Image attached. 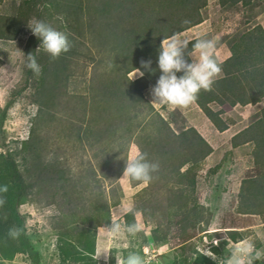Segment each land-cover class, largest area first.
<instances>
[{
    "label": "trees",
    "instance_id": "obj_1",
    "mask_svg": "<svg viewBox=\"0 0 264 264\" xmlns=\"http://www.w3.org/2000/svg\"><path fill=\"white\" fill-rule=\"evenodd\" d=\"M115 1L116 3L111 4V7H97L89 12L91 14L88 20L89 32L93 33L95 38L101 39L104 45L101 51H98L97 58L90 56L92 71L88 76L87 100L83 94H77L84 99L85 110L82 114L78 112L80 115L66 118L67 124L69 123L67 128L81 145L77 151L83 150L85 146L100 145L103 147V152H111L108 166L102 171L104 176L112 181V185L108 188V198L102 195V191H97V183H94L95 180H91L87 173L82 175L84 180H81L82 176L74 178L58 167L52 165L49 168L45 167L42 160L41 168L35 165L36 172H41L40 187L43 189L47 185L46 189L48 192L49 189L51 191L48 196L49 203H56L58 206L60 201L64 203V207L60 206V212L72 223L71 228L67 227V232L74 228L79 230L76 240L78 245L75 246L73 242H70V245L80 251L76 252L79 255L77 257H84L80 258L82 259L80 264L97 263V260L92 258L95 236L86 233L84 225L108 226L111 223L110 208L119 204L122 191L117 180L124 170L127 157L119 160L112 144L117 141L123 142L121 146L125 145L124 150L127 152V144L134 143L139 151L147 153V159L159 162V170L153 173L150 184L152 181L155 183V175H169L174 179L175 187L171 190L174 193L173 197L169 194L171 198L164 207L157 205L161 206L162 213L169 217H166L167 225L171 221V209L174 210V214L183 216L195 207L196 200L192 199V195L188 197L187 194V188L193 189L195 184L196 169L193 168L201 167L206 156L212 152V147L195 127L183 125L174 129L171 124L174 121L173 112L168 116L162 114L144 95V91L151 88L160 75L157 58L161 41L173 33H179L202 22L204 17L201 12L207 0ZM25 2L30 6V0ZM218 4L223 9L239 6L246 21H252L256 13L264 9L262 5L264 0H218ZM33 7L34 5L30 8ZM24 8L27 9V5ZM102 12L108 16V19H104V16L100 21L95 22V17ZM33 14L36 15V12L34 11ZM30 15L34 16L32 11ZM59 26L61 31L67 33L69 41L75 48L71 49L73 53L69 50L58 58L43 61L41 110L46 111L49 117L55 114L52 109H56L57 104L68 95L65 89L69 79L66 72L69 58L81 62L86 56L80 47L82 42L79 40V25L72 28L69 22H64L59 23ZM11 33L6 24L0 26V37L12 38ZM197 39L201 38L190 39L191 42L185 50V58L189 61L188 53L193 50L192 43ZM37 42L38 38L30 34L27 40L30 49L27 46L25 53L32 52L37 58L35 53ZM225 42L231 54L225 60L218 62L222 68L220 76L215 80L211 90H201L194 101L219 131L226 129L227 123L219 116L220 110H213L210 107L211 103L245 105L256 103L264 97V28L254 21L246 28L228 35ZM142 60H151V69L154 71L144 69ZM135 69L143 70L144 76L130 78L128 74ZM27 71L31 72L28 68ZM19 93L20 90L12 91L9 100L0 108V126L7 109ZM176 114L180 112L176 111ZM103 124L105 127L102 129ZM33 131L34 128L31 129L30 137L26 142L24 141L23 146L29 148L28 156L31 155V159L32 154L36 153L37 145L32 135ZM238 138L241 139L236 142ZM103 142L105 143L101 145ZM231 142L233 147L245 142L253 143L250 153L253 169L256 170L253 176L247 175L241 179L236 210L240 213L264 216V106L250 116L248 125L235 134ZM0 148V184L8 185V191L0 193L4 200L3 205L0 206V258L11 260L17 253H26L33 264H40L38 251L25 232L24 217L19 210L33 183L25 180L3 139H0ZM98 152L95 150L94 154L99 156ZM187 164L189 166L181 170ZM214 167H218V164ZM132 181L134 184L141 182ZM147 187L144 186L142 189L147 191ZM147 194H137L140 199L136 200L133 208L124 214L125 227L136 225L135 212H140L146 222L158 221V218L155 216L151 218L152 214L145 211L147 203L143 201V197ZM187 203H190V208H187L189 206ZM77 219H80V225L77 224ZM192 225H195V220ZM157 227L154 224L147 243L153 241L160 246L166 243L165 234L168 226L161 228L163 232L161 235H158L160 232ZM10 228L18 229L19 236L10 237L8 235ZM226 231L228 239H233L235 242L243 239L239 230ZM191 237L186 238L187 241ZM226 244L227 241L222 240L216 242L214 246L211 245L210 248L214 253L221 255V250ZM182 246L184 244L179 247ZM194 252L197 264H228L225 261L217 262L199 251Z\"/></svg>",
    "mask_w": 264,
    "mask_h": 264
},
{
    "label": "rangeland",
    "instance_id": "obj_2",
    "mask_svg": "<svg viewBox=\"0 0 264 264\" xmlns=\"http://www.w3.org/2000/svg\"><path fill=\"white\" fill-rule=\"evenodd\" d=\"M25 1L0 0V26L6 24L13 36L12 38L0 37V108L9 100L12 91L20 90L1 122L0 139L4 140V144L12 152L25 180L33 183L19 210L24 217L25 232L38 251L40 264H80L82 262L80 258L84 257H77L79 255L76 252L80 251L70 245V242H73L75 246L78 245L76 240L79 230L74 228L67 232V227L71 228L72 223L60 212V206L64 207V203L60 201V198V206L49 203L48 196L51 191L49 189L48 192L47 185L43 189L40 187L41 172H36L35 165L41 168L42 160L45 167L49 168L51 165L58 167L60 170H65L66 174L73 175L74 178L87 173L88 177L97 183V191H102L104 197L109 194L108 188L112 185V181L106 178L102 171L108 166L111 152H103V147L100 145L85 146L83 150H79L80 152L77 151L81 145L67 128L69 123L67 124L66 118H70L71 115H80L79 113L82 114L85 110L84 99L77 94H83L87 100L88 76L92 71L90 56L97 58L98 51H101L104 45L101 39L95 38L93 33L89 32L88 20L91 18L89 12L97 7H111V4H115L116 1L30 0V6ZM26 5L27 9L24 8ZM32 5L34 7L30 8ZM263 10H259L252 21H246L239 6L223 9L218 4V0H207L201 12L205 22L191 27L184 37L199 36L215 40V42H223L228 35L257 21V17ZM29 11H32V15L35 11L36 15L31 16ZM33 18L41 19L59 30V23L69 22L72 28L79 25V40L82 42L80 47L86 56L88 54V57L84 56L81 62L69 58L66 66L69 79L65 89L68 95L57 104L56 109H52L55 114L50 117L46 111L41 110L42 72L36 76L32 71H27L25 64L28 36L33 34L27 23ZM101 18L108 19V16L102 12L95 17V22L100 21ZM39 43L38 39L37 47ZM70 44L69 50L74 49L75 46L71 42ZM27 48L30 49V46ZM36 48L37 61L43 69V61L51 58L42 49L37 52ZM222 49L225 50L224 46ZM70 53H73V50ZM136 71L137 69L132 70L128 74L129 77L136 78L139 75L135 73ZM148 98L155 109L162 114L168 116L173 112L174 121L171 124L174 129L190 124L181 114L183 108L169 109L167 105L153 101L154 97L149 94ZM176 111H179L181 115L176 114ZM104 127L103 124L101 128ZM33 128L32 135L37 145L36 153L32 154L31 159V155L28 156L29 148H23V146ZM115 143L112 145L119 160L125 156L130 157L138 150L134 143L127 144V152L124 150L123 142H121L122 146L120 141ZM227 143V141L221 142L219 154L215 153L207 161L204 160L201 167L198 169L192 167L193 170L196 169L195 184L193 189L187 188V194L188 197L192 195V199L197 203L194 204L192 211L183 216L174 214V210L171 209V221L168 225L166 222L169 217L162 213L161 206L164 207L169 198L174 195L171 192L175 187L174 179L169 175H155V183L152 181L151 184L149 182L145 184L141 181L134 184L129 177L123 176L122 172L117 180L122 192L119 204L110 208L111 223L108 226L98 227L84 225L86 233L95 236V250L92 252V258L97 260L96 264H124L125 258L130 253L139 254L144 264H197L194 251L210 256L217 262L236 264V260L239 259L243 264H264V216L240 213L236 210L240 180L247 175L253 176L256 170L251 168L252 158L249 153L233 156L231 152L232 157L227 159L225 156L227 152H221L228 148ZM95 150L99 151V156L94 154ZM215 164H218V167H213ZM187 166L189 164L184 165L181 170ZM208 168L213 170L210 171ZM81 180H84V176ZM144 186H148L147 191L142 189ZM144 193H148L143 197V201L147 203L145 211L152 214L151 218L154 216L158 218V221L146 222L140 212H135L136 225L140 226V230L129 233L127 230L129 227L124 225V214L128 209L133 208L136 200L140 199L137 194ZM187 206L190 208V203H187ZM77 220V224L80 225V219ZM194 220L195 225H192ZM154 224L158 226L160 232L158 235L163 234L161 228L168 226L165 234L166 243L160 245L161 247L154 244V247L146 252L144 248ZM114 225H119L118 232L112 231ZM226 230H239L243 239L236 242L228 239ZM189 236L192 237L187 241L186 238ZM222 240H226L227 244L221 250V255L214 253L210 246ZM181 244L184 246L179 247ZM0 264H33V262L26 253H17L11 260L0 258Z\"/></svg>",
    "mask_w": 264,
    "mask_h": 264
},
{
    "label": "clouds",
    "instance_id": "obj_3",
    "mask_svg": "<svg viewBox=\"0 0 264 264\" xmlns=\"http://www.w3.org/2000/svg\"><path fill=\"white\" fill-rule=\"evenodd\" d=\"M27 25L31 32L40 40L36 48L37 52L42 49L49 54L50 58L55 59L70 49L71 44L67 33L52 27L38 18H33ZM190 42V39L179 33H173L161 41L157 58L160 75L151 88V94L154 97V101L167 105L169 109L184 108L190 105L197 99L201 90H211L215 80L222 72L220 64L213 57L215 47L213 40L197 39L195 43H192L193 52L188 54L192 57L191 61L185 58V50ZM196 53H198V56ZM151 63V60L141 61L144 69L154 71L151 69ZM25 64L34 75L39 76L41 74V65L38 63L36 55L32 52L26 54ZM135 73H138L141 77L145 74L140 69H137ZM178 73L181 74L178 75ZM159 167L158 161H150L147 159L146 152L137 150L135 154L126 158L123 176L147 184L152 180L153 173L157 172ZM7 191L8 185L0 184V193ZM3 203V197L0 196V206ZM127 230L129 233H136L140 230V226L132 225ZM112 231L118 232L119 225H114ZM19 234L18 229H9L8 235L10 237L16 238ZM150 242L155 244L153 241ZM124 264H144V261L139 254L130 253L125 258ZM236 264H243V262L237 259Z\"/></svg>",
    "mask_w": 264,
    "mask_h": 264
},
{
    "label": "crops",
    "instance_id": "obj_4",
    "mask_svg": "<svg viewBox=\"0 0 264 264\" xmlns=\"http://www.w3.org/2000/svg\"><path fill=\"white\" fill-rule=\"evenodd\" d=\"M261 14L257 17V19H258L257 22L260 23L261 26L264 28V10L261 11ZM204 22H205V20L199 24H202ZM187 30H190V28L179 32V34H182L183 36H185V34H187ZM195 37L200 38L199 36H192V37H187V38L188 39H192V38L194 39ZM201 39H205V37H201ZM223 42L222 41L221 42L220 41L215 42V40H214L215 47L213 50V57L217 60V62H221V61L225 60L231 54L229 48L226 45L225 39H223ZM223 46H224L225 50L222 49ZM192 52H193V50L190 51L188 54H191ZM196 54H198V53H196ZM188 57L191 61L192 57L190 55H188ZM151 88H148L144 91V95L148 101L150 100L148 98V94L152 96ZM210 107L213 110H220L221 111L219 116L223 120H225V122L227 123L226 129H224L222 131H219L218 129H216L214 127V125L211 123V121L207 118V116L203 113V111L199 108V106L195 102H192V104L188 105L187 107H184L181 111L182 116H184L185 119H187V122L190 123L187 125L195 127L196 130L198 131V133L208 142L210 147H212V152L209 155H207L204 160L207 161L215 153L219 154V152L221 150L220 149L221 142H226V141L228 142L227 143L228 144V148H227L228 151H227V149H224L221 152H225V151L227 152V154H225L227 159L232 157L231 152H233V156L238 155V154L243 155L244 153H246V154L249 153V156L251 157L250 152L252 151L253 143L245 142V143L237 144L236 147L235 146L233 147L232 142H231V138L235 134H237L240 130H242L243 128H245L248 125L249 118L251 115H253L255 112L259 111L263 107L260 104V100L257 101L256 103H253V104L247 103L245 105H241L239 103H236L234 105H230L228 103L219 104V103L213 102L210 104ZM195 120L196 121L199 120L200 122L199 123H198V121L195 122ZM240 139L241 138H238L236 140V142H239ZM223 157H224V154H223ZM215 165H217V164H215ZM253 167H254V165H253V161H252L251 168L253 169ZM208 169L210 171L213 170V168H208Z\"/></svg>",
    "mask_w": 264,
    "mask_h": 264
},
{
    "label": "built area",
    "instance_id": "obj_5",
    "mask_svg": "<svg viewBox=\"0 0 264 264\" xmlns=\"http://www.w3.org/2000/svg\"><path fill=\"white\" fill-rule=\"evenodd\" d=\"M260 104L262 106H264V97L261 98L260 100ZM146 248H144V250L147 252L149 251L150 249H152L154 247V244L152 242L149 243V245L145 246ZM158 249V248H157ZM152 252H154L153 250H151ZM158 251V250H157Z\"/></svg>",
    "mask_w": 264,
    "mask_h": 264
}]
</instances>
